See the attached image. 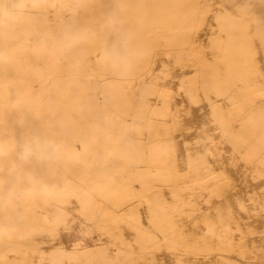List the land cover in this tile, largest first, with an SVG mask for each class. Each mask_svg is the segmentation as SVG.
Listing matches in <instances>:
<instances>
[{
    "label": "crops",
    "instance_id": "1",
    "mask_svg": "<svg viewBox=\"0 0 264 264\" xmlns=\"http://www.w3.org/2000/svg\"><path fill=\"white\" fill-rule=\"evenodd\" d=\"M0 197L5 247L74 228L87 264H264V0H0Z\"/></svg>",
    "mask_w": 264,
    "mask_h": 264
},
{
    "label": "rangeland",
    "instance_id": "2",
    "mask_svg": "<svg viewBox=\"0 0 264 264\" xmlns=\"http://www.w3.org/2000/svg\"><path fill=\"white\" fill-rule=\"evenodd\" d=\"M62 64H66L65 59L62 60ZM86 66L88 68H91L88 62H86ZM155 70H158L157 65L155 67ZM91 77L92 74L90 75V78ZM59 90V87L54 88L53 93H58ZM74 90L79 91L80 89L75 88ZM38 92L41 93V91L37 89L36 95ZM96 100L101 102L102 96H97ZM35 102L38 103V105L41 104L39 103L40 100L35 99ZM49 102L52 103L54 107H58L60 113L63 112L59 103L53 98L52 100H46V98H44L42 100V105L39 106V108H41L40 110L48 114L47 111L49 112V110L47 107L51 106ZM151 107L153 113H157L156 115L160 116L162 114L161 112L164 106H162L161 104H153L151 105ZM167 108L169 109V111H172L174 109V104L171 103ZM57 120L58 118H51V121L47 122L46 124L51 125L52 128L54 127V124L57 123ZM12 126L8 130V134H10V132H12L14 128ZM74 126L76 127L74 128L76 130V133H74V135L72 136V145L77 143V137L80 136L79 134L86 133V131H84V128H80L79 122L75 119ZM48 129L49 128H47V130ZM52 130L54 129L52 128L50 132H52ZM18 151L19 154L23 156L20 161H17L18 165L25 164L27 165L26 168L28 170L32 169L37 173L51 175V177H53V180L55 181L54 184L59 188L63 187L65 180L61 171L52 168V166L47 163L46 160L41 161L37 159V148L29 146H26L25 148L19 147ZM35 175L27 178V182L30 184L31 187L34 188L32 190V194H36L39 188L46 186L45 184H43V182L38 181ZM16 183H18V181H16ZM52 185L53 184H48V189H50ZM35 187L37 188V190ZM133 187H136L135 182L133 183ZM48 216L51 217L50 214ZM24 222H26V220H24ZM47 230H51V228H47ZM1 236L4 235L3 232L0 230V237ZM44 238V236L38 238H36L35 236H31L30 238L20 240L19 242L22 245H8L9 247L0 245V252L2 251L0 253V264H87L86 262L89 258L101 254L102 250L100 247L104 246L96 244L89 235H87L86 233H82L79 230L77 231L74 228L69 230L67 228H64L62 231L55 232L48 236V238L51 240L50 245H47L45 241L48 238ZM83 252H86V256H84Z\"/></svg>",
    "mask_w": 264,
    "mask_h": 264
},
{
    "label": "clouds",
    "instance_id": "3",
    "mask_svg": "<svg viewBox=\"0 0 264 264\" xmlns=\"http://www.w3.org/2000/svg\"><path fill=\"white\" fill-rule=\"evenodd\" d=\"M71 39H74L73 37H69V41H71Z\"/></svg>",
    "mask_w": 264,
    "mask_h": 264
}]
</instances>
